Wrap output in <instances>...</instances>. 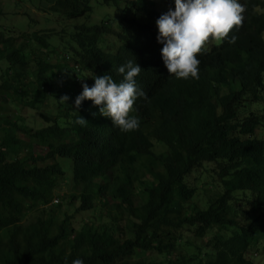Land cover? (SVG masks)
<instances>
[{"label":"trees","instance_id":"1","mask_svg":"<svg viewBox=\"0 0 264 264\" xmlns=\"http://www.w3.org/2000/svg\"><path fill=\"white\" fill-rule=\"evenodd\" d=\"M44 1L64 19L92 13L88 0ZM162 1L174 9L173 0ZM241 2L244 21L230 33L235 43L209 39L197 79L169 77L156 39L164 12L148 0H128L124 9L121 0H103L127 24L117 49L105 25L75 27L66 54L54 48L53 61L37 59L33 72L26 46L0 39V61L9 64L0 96L20 94L14 105L22 108L29 106L23 91L43 88L58 111L42 112L48 126L36 131L0 118V264H252L247 255L264 240V0ZM131 9L137 19H127ZM32 38L49 48L48 35ZM128 59L141 68L136 81L145 97L130 113L139 128L124 133L91 101L76 109L74 100L82 91L77 73L90 87L105 73L118 83L115 68ZM62 96L69 97L64 104ZM34 103L40 110L43 101ZM78 115L88 123L75 124ZM18 132L46 153L20 158ZM208 165L215 174L196 182L219 190L200 206L188 179ZM237 191L247 217L235 214ZM64 202L78 203V216H93L77 230Z\"/></svg>","mask_w":264,"mask_h":264},{"label":"clouds","instance_id":"2","mask_svg":"<svg viewBox=\"0 0 264 264\" xmlns=\"http://www.w3.org/2000/svg\"><path fill=\"white\" fill-rule=\"evenodd\" d=\"M88 1L91 6L90 0ZM101 1L102 4L104 5L103 0ZM121 1H122V8L126 7V4L124 3L128 0L126 1L121 0ZM132 2H135V0ZM173 3H174V9L172 7H169L168 10L162 13L156 20V27L158 30L156 39L157 42L162 45L160 49L161 59L165 68L167 69L169 77L175 79H185V80L189 78L197 79L198 71H199L198 65L200 63L199 59L197 58L198 54L201 53L202 49L204 48L205 44L209 41V39L216 42L225 41L228 44L235 43L236 36L230 35V33H232L235 29H238L242 24V22L244 21L245 5L241 2V0H173ZM46 5L48 4L46 3ZM107 7H114V6H107ZM119 13L121 14L119 18L122 19L123 22L122 23L123 26L121 28L127 29V24L125 21H123L125 19L123 18L121 11H119ZM92 14H93V7L91 14L88 15L85 14L82 17L86 19H90ZM65 20H71V18L69 19L65 18ZM112 23L113 22L111 20L103 19L100 24H94V25H99V26L105 25L107 27V30L109 31V34L106 35L108 39V37L114 34L115 29L113 28ZM83 25H87V24H82L81 26ZM94 25H87V26H94ZM75 29L76 28H74V31ZM54 33H56V31H44V32H39L38 34L40 36L48 35L49 38V36ZM120 33H122V31ZM131 33H133V31H131ZM32 36L26 33L19 36L17 39H13V38H9V39L13 43L16 40H20L19 44L14 43L15 47H22L23 45H25L26 46L25 49L27 51H29L28 47L32 46V48L28 53H26L25 50L24 53L29 55L31 58V63L29 65V68L33 72L35 70V65H37L36 64L37 59L42 57H47V55H49L48 58L49 62L51 63V61H53L52 51L54 50V48L51 49L50 48L51 45L48 43L49 48L43 49L39 43L34 41ZM9 39L2 38L3 41ZM27 41H30V43ZM119 46L120 45L114 46V49H117ZM0 47L3 48L4 45L1 44ZM33 51H35V54L31 55ZM5 54L6 56L10 55L7 53ZM65 54L63 52L61 57H63V55ZM7 67L9 68V64L7 65ZM115 72L122 77V79L118 83L114 81L111 75L105 73L103 75H98V76L94 75L92 77L94 83L91 85V87L87 83H85V80H82L81 75L77 73L76 81L79 83L78 89H80V85H81L82 91L75 97L74 107L76 109H79L83 101L89 100L92 102V105L94 107H97L98 114L100 116L110 119L113 127L118 128L121 132L124 133L135 131L139 128L140 119L137 115L134 114L130 115V113L135 112L133 106L134 103L137 101V99L145 97L144 91L139 87L136 81V77L141 72V68L135 61H133L132 59H128L123 64L116 67ZM2 75L3 74L0 75V78ZM29 75L32 76L31 74ZM38 90L39 92H37ZM32 91L36 92L38 96L40 97L42 96L41 98L43 100H39V101H43V104H41V108L44 105H46L45 101L47 100V96L50 97V95L48 93L46 94L43 88L37 89L35 87L33 89L32 87ZM32 91H28V92H32ZM22 94L26 96L28 95L24 91ZM38 96H36V99H32L30 97L31 98L30 101L27 97L29 106L33 104L32 106L33 109L35 104L34 102L38 100ZM0 98H5L7 101L6 104L10 103L7 97L0 96ZM68 99L69 97L62 96L59 102L61 104H64L68 101ZM23 108L24 107H22V109ZM16 109L19 111L17 119L20 121L17 120L18 124L21 127L27 126L30 128V126H28V123L26 124L27 122L26 119L21 114L22 112L21 107ZM34 110L37 111L36 109ZM50 112L52 113V115H57L56 113L49 110V113ZM93 115H96V113H93ZM21 120H23V122H21ZM43 123L48 126V124L43 120H41V122H39L38 125L39 126L44 125ZM74 123L80 126H84L88 122L83 117L78 115ZM32 128L33 127H31V129ZM37 128L38 129L33 128V130L34 131L41 130L42 128L45 127H40V128L37 127ZM18 135L19 136H17V138L20 141V144L22 145L21 151H20V146L18 150V152H20V156H19L20 158H22V156L25 155L26 152L34 153V155L37 156L44 155L46 153V149L41 146L39 147L45 150L44 154L37 153L35 147L38 146L35 145L34 143L32 144L29 137L27 141H25L20 137V135L22 134H19L18 132ZM24 135L26 136V134ZM24 143H26V147ZM29 144L32 145L30 150L27 149ZM197 185L198 187L200 186L199 187L200 189L204 187L203 186L204 184L198 183ZM205 186L209 188L208 184ZM243 193L244 192L242 191L235 192L232 201V205L235 206V214L238 217L241 216L247 217V208ZM107 199L109 203L111 204L113 203L112 200H109V198ZM197 199L195 200V202L197 201ZM209 199L210 198L207 197L206 200ZM54 204L59 205V201L55 200ZM76 204L79 206L78 203ZM89 215L91 214H88V216ZM94 215H96V213ZM261 246H262L261 250L263 251L262 257H264V240H262L257 246H255L256 249H253L252 251L259 252ZM252 251L248 253L247 257L252 262V264H254V260H256L257 257L250 255ZM137 252H136L137 257L138 256L141 257L142 254L140 252L138 253ZM155 257L156 258L158 257L160 259L159 262L163 260L162 257L159 256H155ZM71 264H84V261L81 258H75L71 261Z\"/></svg>","mask_w":264,"mask_h":264},{"label":"rangeland","instance_id":"3","mask_svg":"<svg viewBox=\"0 0 264 264\" xmlns=\"http://www.w3.org/2000/svg\"><path fill=\"white\" fill-rule=\"evenodd\" d=\"M126 1V0H123ZM134 1V0H129ZM152 2L155 6L154 9L157 12H165L168 10V7L162 0H148ZM91 6L93 7V14L90 19H86L84 17H77L73 18L71 20H65L61 13L58 11H54L53 7H50V5H46V3L43 0H0V38L4 39H17L19 36L23 34H30L31 36L34 33L44 32V31H56V33L51 34L48 38V43L51 45L50 48L56 49V54H60V51L63 52V47L69 46L70 41L72 40L71 36L74 33V28L81 26L82 24L87 25H94V24H100L102 20L108 19L111 20L113 23L114 34L108 37L107 42H110L112 46H118L120 45V42L118 40L117 35L122 31V19H120V13L115 7H107L102 4L101 0H90ZM124 9V8H123ZM133 9H131L130 13L127 14V19L133 20L137 19L138 15L136 12H132ZM3 13V14H1ZM124 21V20H123ZM120 27V28H119ZM125 27V24H124ZM123 27V28H124ZM20 40H16L14 43L19 44ZM29 51L32 48V46L28 47ZM25 49V52L28 53ZM52 57H56L55 54L52 55ZM7 62L4 58L0 61V75L3 74L7 70ZM29 101L32 99H36L37 93L27 92ZM4 97H7L10 103L6 104L7 101L5 98H0V105L2 106L1 111V122H9L11 126L14 125L15 122L18 123V113L19 111L16 109V106L14 103L18 100H21L22 97L20 94L13 96L10 95L9 97L7 95H4ZM31 97V98H30ZM42 97V96H41ZM40 96H38V100H43ZM33 102V101H31ZM45 104L40 110L35 111L31 104L28 107L21 108L22 116L26 119V124L28 123V126L38 129L37 127H46L47 125H41L39 126L38 123L41 122L40 116L42 112H49L52 111L54 113H58L57 106L54 104L52 100L49 99L47 96V100L45 101ZM253 111L257 112L259 107L257 105L252 106ZM32 128V129H33ZM21 139L27 141L28 136L26 135H20ZM31 144L28 145V150L31 149ZM36 152L40 154H44L45 150H43L41 147H35ZM216 167L212 165H208L205 169L200 170L199 172L194 173L190 178L188 179V183L190 185H194L198 187L197 180H207V176H210L209 172L212 174H215L212 172L213 169ZM207 170L208 172H204ZM209 188L207 186H204L202 189H199V196L198 200L196 201L200 206H203V201L207 199V197L211 198L213 194L219 190L218 185L216 184H208ZM109 200H111V197L108 196ZM78 205L71 206L68 202L62 203V209L65 213H67L69 216H74V219L72 221L73 227L77 230L83 225V223L88 222L87 219L92 217L93 215H82L79 216L76 214V208ZM185 239L191 238L192 235L190 232L184 233ZM126 238H130V236H126ZM196 244L200 245L202 244V240H196ZM262 246L257 251H252L250 255L257 257L256 260H254V264H264V257H262L263 251L261 250ZM138 253V252H137ZM153 257V256H152ZM158 258V257H157ZM158 261L160 259L158 258Z\"/></svg>","mask_w":264,"mask_h":264}]
</instances>
